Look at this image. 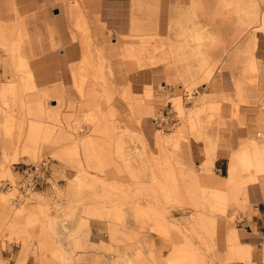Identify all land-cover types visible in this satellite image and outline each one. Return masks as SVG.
Wrapping results in <instances>:
<instances>
[{"label": "rangeland", "instance_id": "374dc122", "mask_svg": "<svg viewBox=\"0 0 264 264\" xmlns=\"http://www.w3.org/2000/svg\"><path fill=\"white\" fill-rule=\"evenodd\" d=\"M257 34L264 0H0V264H264L238 232L264 189ZM43 157L53 193L11 204Z\"/></svg>", "mask_w": 264, "mask_h": 264}, {"label": "crops", "instance_id": "0c3cea01", "mask_svg": "<svg viewBox=\"0 0 264 264\" xmlns=\"http://www.w3.org/2000/svg\"><path fill=\"white\" fill-rule=\"evenodd\" d=\"M57 19L54 20L56 23ZM59 40V39H58ZM253 57L257 61L260 62L262 66V70H264V35L257 34L255 45L253 47ZM63 57L62 60H69L73 58V54L71 50L65 49L63 50ZM36 73L39 76V80L43 79L44 74L42 73L41 69H37ZM43 74V75H42ZM46 78V77H44ZM209 91H217V92H230L232 90V82L230 73L227 71H223L219 74H215L214 82H212L207 88ZM264 97V94H263ZM224 111H229L228 106H224ZM246 113H248V117L253 118L254 112L256 111L253 106L245 108ZM143 132L146 135V139L150 144L153 141L152 135V127L148 124L143 122L142 125ZM248 145L241 147L242 150H247ZM249 148V147H248ZM238 150L235 154H232L229 157V162L227 165V154L221 149H218L214 162V167L217 171H221L224 169L226 170L227 165V174L223 178L225 179H232L235 177L237 173V163H238V155L240 152ZM259 150V149H258ZM261 151V149L259 150ZM264 152V151H263ZM262 152V153H263ZM250 185L246 188V196L248 202L253 206V212L250 218L244 217L240 227L238 228L239 232V240L242 243L249 244L252 247L251 255L253 259H259L261 257V252L259 250L260 246L264 244V189L252 182H249ZM43 192L47 194H52V188L48 186ZM91 223V231H90V239L92 243H98L101 240L102 234L100 233L101 230H104V224L102 222H90ZM264 253V248H263ZM11 255V251L8 250V257ZM87 260H93L94 252L86 253Z\"/></svg>", "mask_w": 264, "mask_h": 264}, {"label": "built area", "instance_id": "2783aa9c", "mask_svg": "<svg viewBox=\"0 0 264 264\" xmlns=\"http://www.w3.org/2000/svg\"><path fill=\"white\" fill-rule=\"evenodd\" d=\"M18 180L15 184L16 193L9 199L11 204H17L29 198L32 193L43 192L52 179L53 167L49 157H43L37 162L21 163L16 168ZM8 188L13 185L5 182Z\"/></svg>", "mask_w": 264, "mask_h": 264}]
</instances>
